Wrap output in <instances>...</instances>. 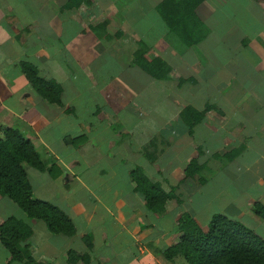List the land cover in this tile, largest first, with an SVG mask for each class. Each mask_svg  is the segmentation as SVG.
Masks as SVG:
<instances>
[{"label":"crops","instance_id":"crops-1","mask_svg":"<svg viewBox=\"0 0 264 264\" xmlns=\"http://www.w3.org/2000/svg\"><path fill=\"white\" fill-rule=\"evenodd\" d=\"M162 1L0 0V129H18L33 143L51 173L24 165L32 199L65 210L75 228L71 236L52 234L0 195V223L12 216L28 224L26 243L39 264H73L66 261L70 249L87 253L90 264H164L146 244L170 246L173 227L158 222L175 202L168 200L160 217L144 207L129 172L140 168L149 178L146 156H156V172L174 183L190 160L238 149L232 160L214 159L224 182L215 191L202 175L194 201L206 203L189 213L199 226L213 213L237 221L260 203L262 217L250 216L262 223L263 233L254 232L264 239V0L200 1L192 44L162 19ZM137 55L164 61L167 75H150ZM23 62L61 87L60 105L37 94ZM186 107L204 112L191 135L180 118ZM176 150L183 156L173 157ZM200 164V172L207 169ZM210 203L218 206L212 214ZM7 258L8 251L4 264Z\"/></svg>","mask_w":264,"mask_h":264},{"label":"trees","instance_id":"trees-1","mask_svg":"<svg viewBox=\"0 0 264 264\" xmlns=\"http://www.w3.org/2000/svg\"><path fill=\"white\" fill-rule=\"evenodd\" d=\"M200 1L202 0H163L158 6V12L167 26L176 31L187 44L198 40L192 32L193 27L199 28L200 22L193 10ZM187 21L194 23L188 25ZM136 60L141 68L154 77H165L168 73L167 65L159 58L146 62L137 55ZM21 66L31 86L41 98L50 103L61 104L62 89L58 84L39 77L34 65L23 62ZM210 108L208 106L205 110ZM203 113L192 107H186L180 113L188 134H192L193 127L200 122ZM150 145L151 142L144 146V154L147 148L151 147ZM164 149L165 145L161 146V150ZM238 151V149L222 150L212 154V157L232 160L238 155ZM146 157L149 161H154L156 156ZM24 165L50 172L40 159L33 143L18 129L1 128L0 195L14 202L28 220L43 221L52 234L73 235L75 228L65 210L49 202L32 199L31 185ZM202 168L203 165L194 158L186 165L184 177L193 178ZM129 174L135 185L134 190L142 196L143 205L148 211L161 215L165 212L166 202L172 199L176 200L178 205L182 204L174 187L169 191L164 190L160 184L152 183L140 168L131 170ZM252 210L257 216L262 217L263 206L260 203H255ZM175 222L174 231L179 237L174 244L163 249L162 256L166 261L177 260L181 264H264V239L240 221L214 213L205 229H202L193 216L183 210L180 211ZM30 235L28 224L15 217L11 216L0 223V243L9 253L7 264L12 261L39 264L32 256L30 245L26 243ZM83 241L90 249L92 246L90 236H84ZM66 261L73 264L77 262L90 264V257L87 253L78 254L70 249L66 253Z\"/></svg>","mask_w":264,"mask_h":264},{"label":"rangeland","instance_id":"rangeland-1","mask_svg":"<svg viewBox=\"0 0 264 264\" xmlns=\"http://www.w3.org/2000/svg\"><path fill=\"white\" fill-rule=\"evenodd\" d=\"M244 95L242 97H240V100L244 101L247 97V94H248V91L243 93ZM124 100H125V97H124ZM161 100V99H160ZM254 101L256 102V99L254 98L253 100V103ZM123 102V100L121 101V103ZM120 103V104H121ZM167 103V102H166ZM168 104V103H167ZM116 106V104H114ZM118 105V104H117ZM112 132V131H111ZM182 134V132H181ZM258 137L260 135V132L256 131L255 133ZM254 134V135H255ZM180 132L176 131V134H175V138H174V141H175V144H174V147H176V149L179 147L181 148L179 145H178V141L181 139L180 138ZM196 138V137H195ZM255 136H253L249 141L248 143H250L252 145V143L254 142L255 140ZM264 138V136H263ZM247 143V145H248ZM262 150V149H261ZM264 152V151H262ZM174 155L176 156H173V157H177V156H183L182 154H178L177 150L173 153ZM248 154L253 155L255 156L256 154L253 153V152H249ZM165 156L164 157V160L166 159V152H164V154H162V156ZM116 158L115 157L113 160H111V162L108 163V165H112V166H115V163H116ZM226 159V158H225ZM228 160V159H226ZM183 161V158L182 160L179 161V163H182ZM197 161L200 163V162H204V164L207 165V169H203L202 172H199V174H196L193 178H185L184 175L182 173H177L178 176L175 178V181L174 183H169L170 180H167V178L165 177V175H163V173H159L160 171H158V173L156 172V169L155 167H153L154 165V162L153 161H147L150 165H152V171H150L149 167L146 168V171H147V174L149 175V180L152 182V183H157V184H160V186L166 190V191H169L171 188H175V192L176 194L178 195L179 199L182 201V204L178 205L177 201L174 200L175 204H174V212H172V209L170 211V214H167V216H164L163 217V220H159L158 223H163L165 222V224L169 225V226H172L173 227V231L171 232V236L169 238L168 241H170V243L174 244L177 240H178V233L176 231H174L176 229V218L179 216L180 214V211H183V210H186L189 212V209L190 211L194 208H199L200 205L206 203V202H203V200L201 199V196H198L197 200L194 201V199L196 198L194 195H198L200 193H198V188L200 187L201 185V182L200 180H203L202 179V175L203 176H208L210 177L209 179L213 180V186H214V190L216 191V188L218 186V188L220 187V184L224 182V178H221L222 174H218V171H215L212 167L213 164H215V161H214V158L212 156H198L197 158ZM107 162V161H106ZM184 163V162H183ZM186 163V162H185ZM239 170V168H238ZM210 175H209V174ZM167 176V175H166ZM184 177V179H183ZM228 180H230L228 178ZM180 181V182H179ZM231 181V180H230ZM232 184H233V181H231ZM172 184V185H171ZM224 187V186H223ZM242 187V185L240 184V188ZM229 189H231V187H229ZM201 194H204V192H201ZM11 202V201H10ZM6 201H5V205H6ZM12 203V202H11ZM9 204L10 206H12L10 203H7ZM13 204V203H12ZM248 204H251L250 202H248ZM3 207V212L2 213H7L8 211L6 210V208H9L8 206H6L4 208ZM217 204L215 203H210L209 204V208L206 210L208 213L212 214L213 212H215L216 208H217ZM14 208V207H13ZM15 212H17L15 209H14ZM20 211V210H19ZM211 211V212H210ZM253 210H250L249 213L247 214L246 217L242 218L241 220H237V221H240L241 223H243L244 225H246L247 227L251 228L253 231H255L256 233H258L259 235H261L260 233L262 232L263 233V226H262V223H258V224H254L253 222V217L250 216V212H252ZM214 214V213H213ZM253 215V213L251 214ZM161 215H159L160 217ZM161 219V218H160ZM201 227H203V229H205V227L207 226L206 224H201L200 225ZM256 226V227H255ZM261 231V232H260ZM174 232V233H173ZM159 239L161 240H166L165 237H159ZM167 241V242H168ZM164 243L166 244V242H163V245ZM170 244V245H171ZM129 248L131 246H128ZM146 247L150 250H152L155 254L158 255V257L161 258V260L163 261L164 264H181L180 261H177V260H174L173 262H169V261H166L164 259V257L162 256V251L163 249H161L160 245L156 246L154 241H150L148 242V244H146ZM134 248L135 249H139V245H138V242H135L134 243ZM5 255H7V251L5 249H2V247H0V264H4V259H5ZM13 264H16V263H13Z\"/></svg>","mask_w":264,"mask_h":264}]
</instances>
